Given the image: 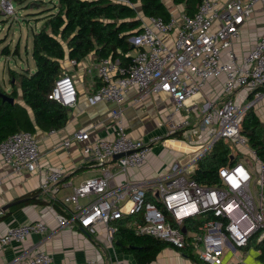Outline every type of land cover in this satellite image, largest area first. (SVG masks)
Wrapping results in <instances>:
<instances>
[{
	"label": "built area",
	"instance_id": "2783aa9c",
	"mask_svg": "<svg viewBox=\"0 0 264 264\" xmlns=\"http://www.w3.org/2000/svg\"><path fill=\"white\" fill-rule=\"evenodd\" d=\"M0 5L4 13L13 11L11 0H2ZM256 5L261 6L264 21V0H198L191 14L171 13L168 20L142 17L140 31L128 38L134 49L124 54L126 62L110 55L97 61L100 84L87 101L90 105L112 102L110 115L115 125L109 137L90 139V126H84L62 142L63 146L81 142L84 161L97 164L99 172L60 200L52 197V204L57 200L63 206V211L54 212L59 228L76 223L94 235L102 225L107 240L112 241L117 220L128 218L126 227L135 234L164 241L205 264H245L246 250L264 240V162L240 129L248 108L259 119L264 114V26L250 46L242 43V27L253 17ZM218 79L222 80L220 91L212 86L204 94V88ZM130 88L136 90L135 101L153 93L168 95L171 107L165 115V136L145 141L127 132L119 104ZM77 97L73 77L61 71L48 98L69 108ZM198 107L202 113L199 124L192 125L189 116L176 117L180 111ZM195 134L201 139L192 143ZM219 139L233 143L240 152L231 153L229 162L218 168L215 183L191 178L195 161ZM157 141L180 151L166 171L141 179H116L117 173L140 167ZM240 153L245 155L239 158ZM185 155L187 160H182ZM39 157L38 139L29 130L13 132L0 141V158L5 164L13 171L37 172L41 190L56 193L63 170L43 168ZM111 165L117 172L111 171ZM47 227L43 219L8 226L0 235V244L22 242ZM5 264L69 263L55 262L44 250L27 248ZM84 264L98 261L88 257ZM109 264L127 263L114 255Z\"/></svg>",
	"mask_w": 264,
	"mask_h": 264
},
{
	"label": "crops",
	"instance_id": "0c3cea01",
	"mask_svg": "<svg viewBox=\"0 0 264 264\" xmlns=\"http://www.w3.org/2000/svg\"><path fill=\"white\" fill-rule=\"evenodd\" d=\"M165 3L167 6H171L169 9L174 16L184 12L181 4L173 5L171 0L169 4ZM260 10L261 6L256 5L253 17L242 27V43L246 46L253 43L255 35L264 26ZM138 14L137 12V16L143 20L142 13ZM160 35L164 40L168 39V35ZM125 53L116 56L123 63L126 62V58L122 59L125 57ZM98 60L92 52L78 62L70 60L68 57L61 60L62 71L69 73L76 83L77 102L74 106L67 107V121L61 128L43 130L36 127L33 132L38 139L39 164L43 168L63 170L61 183L57 185L59 187L58 191L56 193H52L50 190L42 191L40 188L41 176L37 172H28L24 168L21 171H13L0 158V235L8 226L37 219H43L48 225L45 232L32 233L22 242L13 241L6 245L0 244V264L9 262L15 255L27 248L44 250L51 255L55 262L84 264L88 257H94L98 264H109V259H112L115 255L127 264H137L130 253L124 252L116 244L115 238L112 241L107 240L102 225L98 227L94 235H88L76 223H73V226L59 228L54 219V212L61 211L57 210L55 205L52 204V197L54 196L57 200H60L63 195L71 192L79 182L99 172L97 164L84 161L80 151L81 142L71 141L67 146H63L62 142L71 138L75 130L84 126H90V139L109 137L115 125V120L110 115V109L114 106L112 102L100 101L90 105L87 101V96L94 93L100 84L95 72V65ZM221 84V79L210 85L208 84L204 88V94H207L212 86L218 93ZM135 95L136 90L130 88L119 104L122 109L121 117L127 132L132 137L142 138L145 141L152 136H165L167 130L165 115L171 107L168 95L163 92L153 93L138 101L134 100ZM14 100L24 104L19 88L18 97ZM28 111L30 112V110ZM185 116H189L191 121L195 123L202 121V113L199 107L188 112L180 111L176 115L178 119ZM260 118L261 121L264 120L263 112L260 113ZM203 137L205 139L207 135L203 134ZM200 139L193 140L192 143H196ZM178 153L174 149L167 150L162 142L157 141L152 144L146 161L140 167L128 168L123 173H117L116 179H141L163 173ZM110 169L117 172L114 165H111ZM34 191L37 193L32 198L37 197L40 202L20 204L23 200L29 199V194ZM14 201H17V203H13L5 210L2 209L4 204ZM248 250L249 248L246 250L244 262L248 257ZM258 254L256 253L255 258H258ZM154 264L198 263L191 261L185 251H180L169 245L158 253ZM245 264L247 263L245 262Z\"/></svg>",
	"mask_w": 264,
	"mask_h": 264
},
{
	"label": "trees",
	"instance_id": "16d2710c",
	"mask_svg": "<svg viewBox=\"0 0 264 264\" xmlns=\"http://www.w3.org/2000/svg\"><path fill=\"white\" fill-rule=\"evenodd\" d=\"M17 5L26 2L25 8H39L43 0H11ZM50 6L43 11V22L39 29L32 33L31 56L34 68L17 71L8 68L10 92L0 85V91L16 99L18 88L24 104L13 103L0 97V141L9 134L19 130L34 132L36 127L43 130L61 128L67 121L68 108L48 98L54 80L62 71L61 60L68 57L75 62L80 61L88 53H93L96 59L111 56L133 48L128 38L137 34L141 25V17L137 16L134 3H138L142 17L160 16L168 20L171 16L169 7L164 0H49ZM173 5H183V10L191 14L198 0H171ZM39 5L37 7V5ZM39 13V14H41ZM38 18V17H37ZM19 42L11 53L8 44L1 53L5 56L18 54ZM123 57L122 59H125ZM30 110V112L28 111ZM241 133L248 140L251 148L264 162V123L258 118L253 108L246 110L241 122ZM229 143L217 140L195 163L190 177L200 183L213 184L217 179V170L229 162L232 152ZM238 154V153H235ZM235 158V157H234ZM37 192H32L28 202H40L32 198ZM53 205L59 211L63 206L54 201ZM128 218L117 220L118 228L113 234L115 242L127 253H130L137 264L146 261L154 263L158 253L170 244L148 235H137L126 227ZM260 252L259 260L264 264V240L257 244ZM256 246V247H257ZM191 261H199L191 253H187Z\"/></svg>",
	"mask_w": 264,
	"mask_h": 264
},
{
	"label": "rangeland",
	"instance_id": "374dc122",
	"mask_svg": "<svg viewBox=\"0 0 264 264\" xmlns=\"http://www.w3.org/2000/svg\"><path fill=\"white\" fill-rule=\"evenodd\" d=\"M1 1L2 0H0V3ZM43 1L44 2L41 4V6L35 9L30 7L25 8L26 2H23L19 5L13 2V11L11 13H4L0 5V85L6 92H10V85L8 81L9 80L8 68H12L17 71H23L25 68H30L32 70L34 68V63L31 56L32 33L40 28L44 19V15L46 14V13L42 14L40 11H43L47 6H50L48 2L49 0H43ZM164 1L167 2L168 4L170 2V0H164ZM38 6L39 5H37V7ZM134 6L136 7L137 12L139 13L138 15H140L141 11L139 4L134 3ZM168 7L170 8L171 6L169 5ZM17 42H19L18 54H11L9 56H5L1 53L2 47L6 44L9 45L12 53V51L15 49V45ZM194 123L195 122H193L192 125ZM199 123L200 122H198V124ZM180 135L181 132L176 133V136L180 137ZM191 138H193L191 139V141H193L198 139L199 137H197V135L195 134L194 136L191 135ZM167 143L171 144L172 142L168 141ZM172 144L176 145V143H172ZM229 144L232 147L233 150L232 152L234 153L240 152L233 143L229 142ZM168 149L170 148L168 147L167 150ZM174 150L178 151L177 149ZM244 153L247 154L248 156H251L250 153L248 152H244ZM244 153H240L239 158L243 157L245 155ZM187 156L188 155H185L182 158V160H187L186 159ZM232 156L234 157V155ZM81 201H85V199H81ZM256 253H257V249L255 245H251L249 247L248 257L245 260V262L247 264H263L261 260L255 258Z\"/></svg>",
	"mask_w": 264,
	"mask_h": 264
},
{
	"label": "water",
	"instance_id": "95a60500",
	"mask_svg": "<svg viewBox=\"0 0 264 264\" xmlns=\"http://www.w3.org/2000/svg\"><path fill=\"white\" fill-rule=\"evenodd\" d=\"M0 97L3 99V100H7V101H9V102H11V103H13L14 102V98L13 97H11V96H9V95H7L6 93H3V92H1L0 91ZM120 155V154H119ZM119 155H115L114 156V158H117ZM231 161H233V157L231 158V160H230V162ZM13 203H17V201H14V202H12V203H8V204H4L3 206H2V209L3 210H5L6 208H8L10 205H12ZM83 231H85L83 228H81ZM182 230H184V228H182ZM86 232V231H85Z\"/></svg>",
	"mask_w": 264,
	"mask_h": 264
}]
</instances>
